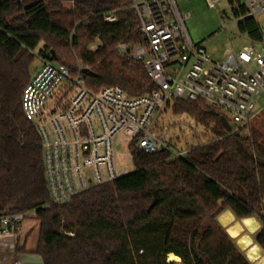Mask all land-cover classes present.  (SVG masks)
<instances>
[{"label": "trees", "instance_id": "1", "mask_svg": "<svg viewBox=\"0 0 264 264\" xmlns=\"http://www.w3.org/2000/svg\"><path fill=\"white\" fill-rule=\"evenodd\" d=\"M130 2L0 0V216L36 213L43 264H253L218 218L226 210L238 219L256 217L262 226L254 241L264 252V130L251 124L247 135L230 133L224 115L202 100H177L174 110L211 127L214 140L183 159L131 144L134 171L66 202L51 201L41 137L21 103L32 51L46 36L71 37L78 63L57 49L39 52L74 74L79 65L92 71L84 79L94 90L119 85L131 96L149 93L155 84L144 63L117 51L120 42H140ZM120 8L116 24L95 16ZM241 30L260 38L254 19ZM96 38L100 47L87 50ZM169 254L180 261H169Z\"/></svg>", "mask_w": 264, "mask_h": 264}, {"label": "built area", "instance_id": "2", "mask_svg": "<svg viewBox=\"0 0 264 264\" xmlns=\"http://www.w3.org/2000/svg\"><path fill=\"white\" fill-rule=\"evenodd\" d=\"M206 1L221 17L230 15L237 27L247 19L256 20L260 38L238 51L232 49L222 61L214 60L203 42L191 38L185 23L191 13L183 15L177 0H131L128 8L137 17L140 42H120L117 51L144 63L155 88L143 95L131 96L119 85L94 90L81 65L74 74L39 53L41 65L21 103L41 137L53 203L130 173L115 160L113 139L120 132L130 137L129 150L135 144L146 154L167 150L174 158H185L188 150L176 149L159 127L164 110L177 100H202L230 117L234 123L227 119L230 133H249L252 121L264 112V28L257 20L264 14V0ZM124 10L95 16L116 24ZM223 29L231 30L224 24ZM24 219V213L0 216V233L16 232Z\"/></svg>", "mask_w": 264, "mask_h": 264}, {"label": "rangeland", "instance_id": "3", "mask_svg": "<svg viewBox=\"0 0 264 264\" xmlns=\"http://www.w3.org/2000/svg\"><path fill=\"white\" fill-rule=\"evenodd\" d=\"M177 4L183 15L188 12L191 13V16L185 20L188 32L195 42L204 43V46L212 59L222 61L232 49L238 51L248 43L246 36L239 35L238 27L234 24V19L230 15L221 17L217 9L210 7L206 0H177ZM223 6L224 4H222L220 8L222 9ZM257 20L260 23V26L264 28V14L260 15ZM223 24L229 26L231 30H224ZM81 41L82 45L86 44L85 39H82ZM101 44L102 42L100 38H96L94 41L88 43L86 48L89 51H95ZM44 45L47 46L45 47ZM41 48L47 50L57 49L63 59L74 60L75 63H78V50L72 45L71 37L67 42H63L56 41L55 38L46 36L35 51H32L35 57L31 65L32 75L41 65L39 59V51ZM262 101L263 104L264 98ZM175 103L176 102L170 103L164 110L162 118L159 121V127L167 131V138L176 149L189 151L194 147L205 145L215 139L211 127H206V125L197 122L186 112H175ZM206 105L208 104L206 103ZM210 108L213 111L218 112V110L212 107ZM221 113L231 121L226 113ZM230 123L231 125H234L232 121ZM252 125L264 130V112L260 113L252 121ZM242 134L247 135L249 133L242 131ZM130 142V137L124 132H120L113 139L114 155L115 160L118 162V166L126 167L129 172H132L135 170V165L129 150ZM24 220L28 221L30 224L32 239L36 243L37 251L40 243L41 222L34 211L26 213ZM168 260L175 261L170 260L169 256ZM179 261L180 260H178V262Z\"/></svg>", "mask_w": 264, "mask_h": 264}, {"label": "crops", "instance_id": "4", "mask_svg": "<svg viewBox=\"0 0 264 264\" xmlns=\"http://www.w3.org/2000/svg\"><path fill=\"white\" fill-rule=\"evenodd\" d=\"M241 24L238 27L239 31H241L239 35L246 36L248 41L246 45L257 41L258 39L250 38L247 33L241 30ZM218 220L230 235V228L238 230L236 236H231L253 264H264V252L254 241V234L262 226L256 217L238 219L231 210H226L219 216ZM246 220L250 221V225L246 223ZM31 232L30 224L24 220L16 232L9 235L0 233V264H16L17 262L21 264H43L42 257L36 251V243L32 239ZM244 237L249 240L245 247L239 243V240ZM254 248H258L259 253L252 257L249 253Z\"/></svg>", "mask_w": 264, "mask_h": 264}, {"label": "bare ground", "instance_id": "5", "mask_svg": "<svg viewBox=\"0 0 264 264\" xmlns=\"http://www.w3.org/2000/svg\"><path fill=\"white\" fill-rule=\"evenodd\" d=\"M246 223H248V224L250 225V221H249V220H246ZM229 231H230V233H231L232 236H236L237 233H238V230H237V229H234V228H230ZM239 243H240L242 246L245 247V246L249 243V240H248L247 237H244V238H241V239L239 240ZM258 253H259L258 248H254L252 251H250L249 255L253 257L254 255H257ZM260 254H261V253H260ZM169 259H170V260L178 261V260H180V257H178V256L175 255V254H169ZM263 263H264V262H263Z\"/></svg>", "mask_w": 264, "mask_h": 264}, {"label": "water", "instance_id": "6", "mask_svg": "<svg viewBox=\"0 0 264 264\" xmlns=\"http://www.w3.org/2000/svg\"><path fill=\"white\" fill-rule=\"evenodd\" d=\"M83 73L85 75H94V73L92 71H90L89 69L87 68H84L83 69ZM221 120L223 122V125L226 127L227 131H231V125L229 123V121L227 120V118L225 116H222L221 117ZM247 256V255H246ZM250 260V259H249ZM251 261V260H250ZM252 262V261H251Z\"/></svg>", "mask_w": 264, "mask_h": 264}]
</instances>
